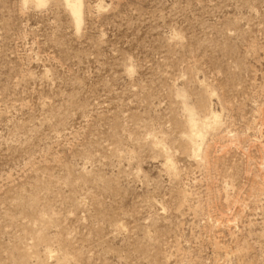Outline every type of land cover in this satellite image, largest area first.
<instances>
[{"label":"rangeland","instance_id":"1","mask_svg":"<svg viewBox=\"0 0 264 264\" xmlns=\"http://www.w3.org/2000/svg\"><path fill=\"white\" fill-rule=\"evenodd\" d=\"M0 264H264V0H0Z\"/></svg>","mask_w":264,"mask_h":264},{"label":"bare ground","instance_id":"2","mask_svg":"<svg viewBox=\"0 0 264 264\" xmlns=\"http://www.w3.org/2000/svg\"><path fill=\"white\" fill-rule=\"evenodd\" d=\"M48 1L50 0H23L24 3L32 2L39 7L43 5L45 6V4L48 3ZM56 1L63 3L67 11L70 13L74 25L79 30L84 20V0H56ZM210 114L211 116L210 115L209 116L211 118L203 123H200L199 121L195 120L191 115H189L188 124L193 129L191 131L192 132L191 135L189 136V142L191 144H194L196 142L195 139L203 138V133H202L203 128H208V129L218 128L220 124L219 113L215 111H210ZM194 154L196 156V152H194Z\"/></svg>","mask_w":264,"mask_h":264}]
</instances>
